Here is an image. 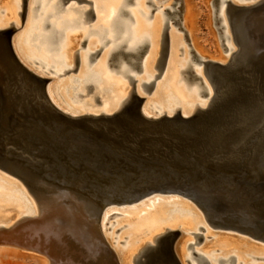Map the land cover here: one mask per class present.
Listing matches in <instances>:
<instances>
[{
  "label": "bare ground",
  "instance_id": "6f19581e",
  "mask_svg": "<svg viewBox=\"0 0 264 264\" xmlns=\"http://www.w3.org/2000/svg\"><path fill=\"white\" fill-rule=\"evenodd\" d=\"M32 1L25 27L28 40L34 39L40 45V53L47 66H53L58 74H63L73 66L71 65L72 48L77 44L74 41L76 34L74 35L73 32L82 29L83 23L93 18L87 14L88 9H77L74 3L70 5V7L74 5V8L69 11H61L59 3L65 0L54 1L49 6V0ZM108 1L105 9L102 10L107 12L108 19L91 29L87 28V31L84 29V36H89V41L85 51H77L81 61L77 70L79 72L77 78L70 77L65 82V86L70 89L84 90L82 91L83 94L86 91L88 94V89L95 85L96 87L98 85L102 92L111 89V96L104 98L100 106L101 110L99 108L88 110L92 114L118 112L132 100L130 93L132 87L129 88L127 81L130 84V74L135 71L140 60L143 69L139 73L138 92L142 93L144 82L149 83L151 80H156L154 70L157 67L160 68L158 63L159 58L162 56L159 52L160 41H162L160 38L162 20L164 25L166 23L169 26L171 24L177 25L176 28L179 33H182L183 30H189L191 39L188 34V36L185 34L184 37H180L182 34L179 36L176 30L171 29L169 67L167 66L163 76L159 78L160 80L157 79L156 86L153 85L155 88L151 92V98L144 100L143 103V112L149 116H162L164 114L173 116L177 111H180L182 115L190 116L201 108L211 106L215 98L218 97V90L217 85L215 87L211 81L210 61L233 67L239 60L251 61L261 52H264V0H255L254 3L251 0H214L215 26L224 49L228 51L225 60L222 57L217 58L214 56L211 57L212 59L206 60L209 48L196 36L197 22L193 17L194 7H192L190 0H167V6L162 7L161 5V8H158L154 0H148L147 3L151 2L155 8H158V12L152 20L150 16L154 9L151 10V14H147L143 8L145 0L144 2H142L143 0ZM37 3H39L40 8L36 11L33 8ZM98 4H96V8ZM102 5L103 3L101 7H103ZM20 8L21 0H0V12L1 10L4 12L3 15H0V22L1 19L7 24L11 22L21 11ZM71 10L74 11L76 16L72 15ZM63 12H72L70 14L72 16L65 17L61 14ZM97 18H101V15ZM48 22L51 23V26H48ZM175 26H172L173 29ZM184 38L188 49L186 48L185 60H183L184 58L181 59L183 63L180 64L181 61L180 59L176 60V55L178 47L182 49L183 45L180 44L184 43L180 42L184 41ZM147 43L149 47L145 49ZM144 49L147 51L144 52L141 58ZM97 51H101L100 56L96 58L97 64L90 68L88 66L90 55ZM177 57L179 56L177 55ZM175 63L180 64L179 66L182 65L183 69L181 67L180 69ZM176 67L180 71L182 70L183 76L181 75L182 80L180 82L178 81L180 76H177ZM167 74H169V80L166 78ZM147 90L148 88H146ZM48 91L54 104L56 103L62 110L74 115L87 113L80 106L77 108L59 102L55 96L53 85H49ZM185 94L192 96V101L187 100L188 96L185 98ZM200 99L205 100L201 101ZM257 195L258 197L263 196L264 188H259L257 192H253V195L233 194L224 196L210 191H199L195 196L205 206V211L200 208L201 213L199 210L201 215L194 211L188 203H183L186 210L188 208V212L193 211L192 214L195 215L196 222L192 221L190 212H182L184 220L179 223H182L180 226L183 233L174 249L181 263L186 264L185 245L187 242L188 247L193 248L190 246L192 243H190L189 237L193 235L197 238L198 234L207 232L208 229L205 225L214 227V224L209 222L207 215H210L212 220H222L225 215L235 216L240 214V219L244 220L245 225L256 224L255 218L262 219L264 212L261 211H264V208H259V205H254L252 201V198ZM124 196L126 194L119 192L100 191H90L87 195H80L76 191L70 190L62 194L54 192L50 195H33L36 205L22 189L19 191L18 189L9 188L7 193L0 194V228L8 229H0V245L19 246L46 254L45 257L47 256V258H39L36 264H114L113 256L109 253L107 246L112 252H119L120 264H131L132 258L135 262L136 258L141 255H143V259H141L144 260L147 254L146 247L149 249L157 247L158 241L156 238L159 235L160 237L166 235L168 228L174 229L179 226L177 222V220L180 221L177 218L179 212L175 211L167 218L166 206L158 205L157 207L154 206L155 209L152 208L153 210L151 209L152 211H149V214L144 215L146 212L141 214L147 209L144 208V204L127 210L129 212L128 217L114 222V226L117 225L120 228L119 238H127L126 244L118 246V248H122H119L120 250H117V248L116 252L103 234L104 231L101 230L102 236L98 233L93 214L99 209L100 204L110 202L101 218L104 227L109 218L116 213L113 212V207L132 204L117 201L118 198H124ZM178 201L180 204V200ZM216 201H222L227 206L222 210H217L214 207ZM22 206H25V208ZM20 216L21 218L17 219ZM182 217L181 219H183ZM27 219L33 221L27 223ZM22 221L26 223L20 226L19 224ZM169 221H176L175 223L178 225H173V227L171 225L173 222L169 226L164 224ZM19 228L25 231L29 230L35 240L26 239L22 233L18 235L20 233L18 232ZM105 228L104 230H106ZM25 234L27 235V232ZM206 236V241H203L205 248L189 250V257L187 258L189 264H202V257L208 259L210 264H222L224 262L229 264V261L232 262V256L235 257V260H238V264L244 262L248 264L243 259L246 257L245 255L251 256L250 258L255 261V264L257 261H264V248L262 247H254L248 244L250 248L248 249L247 245V249L243 251L241 248H245L242 247L245 244L239 245V240L235 237L226 234L215 235L211 232ZM145 238L148 241L146 244H144ZM35 241L36 243H34ZM197 241L193 243L197 244ZM211 246H220L222 249L210 251L208 247L211 249ZM137 250L139 253L136 255ZM194 250L199 255H195Z\"/></svg>",
  "mask_w": 264,
  "mask_h": 264
},
{
  "label": "water",
  "instance_id": "95a60500",
  "mask_svg": "<svg viewBox=\"0 0 264 264\" xmlns=\"http://www.w3.org/2000/svg\"><path fill=\"white\" fill-rule=\"evenodd\" d=\"M87 14L96 17L93 7ZM168 28L166 23L165 32ZM210 65L218 97L190 116H149L139 98L115 113L74 115L52 102L45 80L18 61L8 33L0 32V169L33 195L119 192L126 196L118 202L133 203L155 194H175L204 211L195 196L199 191L253 195L264 188V52L233 67L215 61ZM252 201L264 208V195ZM109 203L100 204L93 214L101 236L100 219ZM214 204L217 210L227 206ZM240 216L212 220L207 215L214 226L264 241V215L252 225H245ZM18 232L35 240L29 230ZM178 233L171 230L159 237L157 247H146L145 259L141 255L135 264H182L174 250ZM202 264L210 262L202 257Z\"/></svg>",
  "mask_w": 264,
  "mask_h": 264
},
{
  "label": "rangeland",
  "instance_id": "374dc122",
  "mask_svg": "<svg viewBox=\"0 0 264 264\" xmlns=\"http://www.w3.org/2000/svg\"><path fill=\"white\" fill-rule=\"evenodd\" d=\"M54 1H57V0H49V3H48V6L50 5V3H52V2H54ZM146 2L144 3V6H143V8H144V10H145V12L147 13V14H151V10H153L154 9V12L152 13V15L150 16V18H151V20L153 19V17L156 15V13L158 12V8H161V5H162V7H165V6H167L166 5V1L167 0H165V1H163V0H154L155 2H156V4H157V6H158V8H155V6H154V4L153 3H147V1L148 0H145ZM33 2V1H32ZM92 2H93V8L95 9V14H96V17L95 18H93L92 20H90L88 23H83V25H82V29H80V30H77V31H74L73 32V34H77V35H75V37H74V41H76L77 42V44H75L74 46H73V48H72V54L74 55L75 54V52H77L78 50H83V51H85V46H82V44H81V42L83 41V39H84V33H85V31H87L88 29H91L92 27H94V26H96L97 24H102L103 22H105L108 18H107V12L106 11H102V10H104L105 9V7H106V5L108 4L107 2H109L108 0H92ZM99 4H98V3ZM142 2H144V0L142 1ZM190 2H191V4H192V7H194V9H193V17H194V20L197 22V31H195L196 32V36H198V38H199V40L200 41H202V43H204L205 44V46H207L209 49V51H208V58L206 59V60H210V59H212L211 57L212 56H214V57H217V58H220V57H222L224 60L227 58V56H228V51H226L225 49H224V47H223V44H222V40H221V38H220V36H219V33H218V30H217V28H216V26H215V18H214V0H190ZM72 3H74L75 4V6H80V7H82V6H84L83 8L84 9H89L90 7H92V5L91 4H89V3H86V2H84V1H81V3H79V1L78 0H69L68 1V3H67V7L68 6H70ZM103 3V7H101V4ZM233 3H235V2H233ZM96 4H98V6H97V8H96ZM99 6H100V8H99ZM99 8V9H98ZM147 9V10H146ZM181 9H182V11H183V6L181 7ZM100 10V11H99ZM72 11V10H71ZM156 11V12H155ZM73 12V16H76V14L74 13V11H72ZM72 12H63V13H61V14H63V15H65V17H71L72 15H70ZM100 13V14H99ZM29 14V13H28ZM62 15V16H63ZM99 15H101V18H97ZM17 21L18 20V14H17V16H16V18H14L12 21ZM100 21V22H99ZM163 21V20H162ZM162 21H161V39H162V34H163V31H164V28H165V25L162 23ZM98 22V23H97ZM163 24V25H162ZM172 26H175V25H172L171 24V26H169L170 28H168V33H169V37L171 36V29L172 30H176V32L179 34V36H180V34H182L180 37H184L185 36V34L191 39V37H190V34H189V30H183V32L182 33H179V31L177 30V28H176V26L174 27V29H173V27ZM88 28V29H87ZM84 29H85V31H84ZM84 31V32H83ZM186 31H188V32H186ZM160 39V40H161ZM171 39V38H170ZM161 42V41H160ZM180 43H184V44H180V45H185L184 47L182 46L181 48L182 49H179L180 47H178V49H177V55L179 56V57H177V55H176V60H179L180 59V61H181V63L180 64H182L183 63V60H185V56H186V48L188 49V47H186L187 46V44H186V41H185V38H184V41H182V42H180ZM179 45V44H178ZM179 45V46H180ZM99 47V46H98ZM160 50H161V43H160V46H159V52H160ZM188 52V51H187ZM185 54V55H184ZM73 55H72V59H71V65H74V61H75V58L73 57ZM184 58V59H183ZM99 59V58H98ZM181 59H183V60H181ZM97 59H95L94 61H91V62H89V64H88V66L90 67V68H92L95 64H97V61H96ZM170 61H169V59H168V63H169ZM175 62H177V61H175ZM80 63H81V61H80ZM168 63H167V66L169 67V65H168ZM179 63V62H178ZM176 64V63H175ZM179 64V65H180ZM178 64H176V66H179ZM167 66H166V69H167ZM80 67V66H79ZM182 68V65L181 66H179V68ZM177 69V76L179 77L178 79V81L180 82L182 79V70L180 71V69H178V67H176ZM79 69V68H78ZM165 69V70H166ZM183 69V68H182ZM155 71V73H158L159 71L157 70V69H155L154 70ZM169 71V70H168ZM179 71V72H178ZM133 73V75H135L136 77H137V79L139 80V78H140V76H139V73L141 72H137L136 70L135 71H132ZM165 72V71H164ZM71 73V72H70ZM78 71H77V73L75 72V73H71V74H69V75H67V76H65L64 78V81L61 83L62 84V86L60 85V88L61 89H66V90H68L69 91V97H70V95H73V89H68L66 86H65V82L67 81V79H70V77L72 78L73 76V74H76V76L78 75ZM178 73H179V75H178ZM181 73V74H180ZM164 74V73H163ZM163 74H162V76H163ZM182 75V76H181ZM168 80H169V74H167V77H166ZM167 79H165V80H167ZM158 80H160L159 78H158ZM167 80V81H168ZM54 82V81H53ZM128 82V85L130 86L129 88H131V85L129 84V81H127ZM166 82V81H165ZM137 84H138V82H137ZM51 85V84H50ZM100 89V87L99 86H97L96 88H94L93 90H94V93L92 94V95H89V96H87L86 98H87V100L84 102L85 104H86V102H88V103H94V102H92L91 100L92 99H94L97 95H99L101 98H102V100H104V98H109L110 96H111V89H109L108 91H106V92H102V91H100L99 90ZM53 90H54V87H53ZM82 91H84V90H82ZM82 91H77V93H79V92H82ZM54 92H55V90H54ZM87 92V91H86ZM141 92H142V90H141ZM142 94V93H141ZM189 98H188V97ZM187 97V98H186ZM190 97H192V96H189V95H187V94H185V98L188 100V99H193V97L192 98H190ZM151 98V97H150ZM150 98H148V99H150ZM58 99V98H57ZM195 100H197L196 98H195ZM201 101L203 100H205V99H200ZM192 101V100H191ZM82 105V104H81ZM6 181V182H5ZM2 186V187H1ZM5 187V188H4ZM9 188H12V189H18L19 191H20V189H22L23 191H25L26 192V194H27V196H28V198L30 199V200H33L32 202L34 203V204H36L37 205V203H36V201H35V198L33 197V195L31 194V193H29L28 191H27V186L22 182V181H20L19 179H17V178H15L14 176H12V175H10L9 173H7L6 171H3V170H1L0 169V194H5V193H7L8 192V190H9ZM18 195L21 197V195H20V193H18ZM158 199V200H157ZM158 201V203H157V201ZM159 200H160V202H159ZM178 200H180V204H179V201ZM155 201H156V203H155ZM170 202V203H169ZM171 202H173V203H171ZM183 203H188L190 206H192V208H193V210L194 211H196V212H198L199 213V210L201 211V213H202V210L200 209V207H198L194 202H192L190 199H188V198H185V197H183V196H181V195H162V194H155V195H151V196H148V197H144V199H141V200H139L138 202H135V203H132V204H125V205H116L115 207H113V212H119L121 215H113V216H111L110 218H109V221L105 224V226L104 227H106L105 229L106 230H104V227H103V225H102V219H100V227H101V230H103L104 232H103V234L105 235V237H107V240H109L110 241V243H111V246H112V248H114L115 249V251L117 252V250H120L122 247H119L118 248V246H124L125 244H126V239L125 238H119V231H120V228H119V226H114V222H116V220H121V219H124L125 217H128V214H129V212H127V210H131V208H134V207H139V206H142L143 204V206H144V208L146 207L147 209H145V211H143V212H141V214H144V212H146L144 215H146V214H149L148 212L150 211H152L153 209L152 208H154L155 209V207H157L158 205H165L166 206V217L167 218H169L172 214H173V212H175V211H178L179 212V214H178V219H180V221H178L177 219V222H178V224H179V228L177 227H175L173 230H177V231H179V233L178 234H176L177 235V239H176V241H175V244H174V249L176 248V243L178 242V239L180 238V236L182 235V233H183V231H182V229H181V224L182 223H179V222H182L183 220H184V218L182 217V214L184 213V212H188V208H187V210H186V206L183 204ZM175 204V205H174ZM35 205V206H36ZM155 206V207H154ZM22 207H24L25 208V206H22ZM37 207V206H36ZM181 207V208H180ZM175 208H176V210H175ZM152 209V210H151ZM183 209V210H182ZM147 210V211H146ZM181 210V211H180ZM171 211V212H170ZM183 212V213H182ZM190 213H191V219H192V221L194 220L195 222H196V217H195V215H193L192 214V212L191 211H189ZM188 212V213H189ZM201 213H199L200 215H201ZM140 214V215H141ZM203 215H204V213H203ZM203 215H202V217H203ZM119 216V217H118ZM130 216V215H129ZM181 217L183 218V219H181ZM19 218H21V216L20 217H18L17 219H19ZM102 218V217H101ZM205 220V219H204ZM171 222H173L172 224H171ZM176 221H169V222H165L164 224L165 225H167V226H169L170 224L173 226V225H176L177 223H175ZM169 223V224H168ZM175 223V224H174ZM113 224V225H112ZM177 224V225H178ZM206 224H209V223H206ZM164 225V226H165ZM206 227H207V229H208V231L206 232H203V233H201V234H203V236H204V238L202 239V240H200L194 247L195 248H189L188 247V242H187V244L185 245L186 247H185V251H186V257L188 258L189 257V252L191 251V250H193V249H203V248H205V246H204V243H203V241L205 240L206 241V235H209L210 234V232H211V234L213 233V234H215V235H217V234H226V235H228V236H231V237H235L237 240H239V245H242V244H245V246H242V247H245V248H241L243 251H245L247 248H246V246L249 244V245H252V246H259V247H262V248H264V245H261V244H264V241H262V240H259V239H256V238H254V237H252L251 235H249V234H247V233H244V232H241V231H238V230H236V229H230V228H225V227H213V226H211V225H205ZM166 227V226H165ZM174 227V226H173ZM103 228V229H102ZM106 232V233H105ZM208 232H209V234H208ZM205 233H207V234H205ZM234 234V235H229V234ZM107 234V235H106ZM190 236V235H189ZM109 237V238H108ZM196 237H194L193 235H191L190 237H189V239L191 240V242H190V240H189V242L190 243H193V242H195V241H197V238L195 239ZM216 238V237H215ZM215 238H213V239H215ZM247 238H252V240H254V241H248V239ZM146 239V241L144 240V244H146V243H148V241H147V238H145ZM112 241V242H111ZM257 242H260V243H257ZM120 243V244H119ZM189 243V244H190ZM249 245H248V249L250 248L249 247ZM114 246V247H113ZM143 246V245H142ZM204 246V247H203ZM118 248V249H117ZM142 248V247H141ZM117 249V250H116ZM140 249V248H139ZM220 249H222V247H218V246H211V249H210V247H208V250H210V251H213V250H220ZM226 249H228V248H226ZM190 250V251H189ZM119 253V252H118ZM118 253H115V252H113V255H115V257H116V259H117V261H118V263L120 264L121 263V261H120V257H119V255H118ZM139 252H138V250L135 252V254L137 255ZM233 255H236V254H234V253H232ZM45 255L46 254H43L42 252H39V251H35L34 249H29V248H24V247H19V246H7V245H0V264H36L37 262H38V259L39 258H47V256L45 257ZM118 255V256H117ZM244 255V254H243ZM246 257H244L243 259H244V261H246L248 264H255V261L252 259V258H250L251 256H248V255H245ZM119 258V259H118ZM186 258V264H189V262H188V259ZM142 259H143V257H142ZM249 259V260H248ZM251 259V260H250ZM49 260V259H48ZM250 261V262H249ZM117 263V264H118ZM229 264H234L233 262H231V261H229L228 262ZM131 264H135V262H134V259L132 258V263ZM222 264H227V262H224V263H222ZM235 264H238V260H235ZM242 264H246L245 262L244 263H242ZM256 264H264V261L263 260H260V261H257V263Z\"/></svg>",
  "mask_w": 264,
  "mask_h": 264
},
{
  "label": "flooded vegetation",
  "instance_id": "af4514ba",
  "mask_svg": "<svg viewBox=\"0 0 264 264\" xmlns=\"http://www.w3.org/2000/svg\"><path fill=\"white\" fill-rule=\"evenodd\" d=\"M68 1L69 0H65V1H61L59 3L61 11H69L70 9L74 8V5L72 7H70V6L67 7ZM89 1L92 2V0H89ZM79 3H81V2H79ZM86 3H88V2H86ZM31 4H32V0H21V8H20L21 11H19L18 20L17 21H11L8 24L4 23L3 19H1V22H0V32H7L8 33L9 40H10V43H11V46H12V49H13V52H14L16 58L29 72H31L32 74L36 75L37 77H40V78L45 80L46 90H47L49 97H50V94L48 91V87L51 84L54 87V90H55L54 93H55V96L58 98L59 102L65 104V105L70 104V105L77 107V108L80 106L83 110H86V112H87L86 114L90 113V111H88V110L95 109V108L100 109L101 108L100 106H101L103 100L99 95H97L94 99L91 100L94 103H88V102H86V104L84 103L87 100L86 97L89 95H92L94 93L93 89L96 88V85L93 86L91 89H88V94L86 92H85V94H83L84 92H79L78 95H76L77 91H79V89L73 88V95H70V97H69V91L68 90L60 88V85L64 81L65 76H67L71 73H75V72L77 73V70L80 66V56H79L78 52H75V54H74V58H75L74 65L70 69H67L63 74H58L56 69L53 66H51V67L47 66L46 61H43V57L40 53V45L37 44L34 39L28 40L27 33H26L27 31L25 30L26 29L25 27H26V21L28 18V12H29V9L31 7ZM38 4L39 3H37V5H35L33 8L36 11L39 10V8H40ZM91 5L93 7V4H91ZM83 7L84 6H82V7L76 6L77 9H81ZM94 12H95V10H94ZM3 13H4L3 10H1L0 15H3ZM88 22L89 21H85V23H88ZM48 26H51L50 22H48ZM169 38L170 37H169L168 29L165 32V28H164V31L162 34V41H161V51H160V54L162 56L160 55L161 58H159V63H158V66H160V68L157 67V70L159 72L156 73V75H155L156 80L154 79V80H151L149 83L148 82L143 83L144 88L142 89V94H140L138 92V89H137V82H138L137 77L133 74H130V85L132 87L130 93H131L132 98H139L142 100V107H141L142 111H143L144 100L146 101L148 98H150L152 96L151 92H153L152 90L156 86L157 79L162 76V74L164 73V71L166 69L169 54H170L169 53L170 52V50H169L170 39ZM88 41H89V36H84V39L81 42L82 46L86 47L88 45ZM148 47H149V44L147 43L145 49H147ZM145 49L142 52L143 54H141V58L143 57L144 52L147 51ZM100 53H101V51L91 53L88 64H89V62L94 61L98 56H100ZM141 63L142 62L140 60L137 67L135 68V70L137 72H140L143 69L141 67L142 66ZM72 76H73L72 78H77L76 74H73ZM153 85H155V86H153ZM145 87L148 88L147 91H146ZM55 105L57 106L56 103H55ZM60 109H62V108H60ZM101 112H104V111H101ZM90 114H92V113H90ZM175 114H182V113H180V111H177ZM164 115H166V114H164ZM116 213L117 214H115V215H121L118 212H116ZM215 227H217V226H215ZM171 230H173V229L168 228L167 232L171 231ZM229 235H234V234H229ZM159 237H160V235L156 238V240L159 239ZM203 238H204V236L202 234V239ZM247 239H248V241H254V240H252V238H247ZM257 243H260V242H257ZM195 245H196L195 243L190 244V246L193 248H195L194 247ZM261 245H264V244H261ZM194 254L199 255V253L195 250H194ZM234 258H235L234 256L231 257L232 262L235 264Z\"/></svg>",
  "mask_w": 264,
  "mask_h": 264
},
{
  "label": "snow or ice",
  "instance_id": "6c2138e0",
  "mask_svg": "<svg viewBox=\"0 0 264 264\" xmlns=\"http://www.w3.org/2000/svg\"><path fill=\"white\" fill-rule=\"evenodd\" d=\"M251 2H253V3H254V2H255V0H251Z\"/></svg>",
  "mask_w": 264,
  "mask_h": 264
}]
</instances>
